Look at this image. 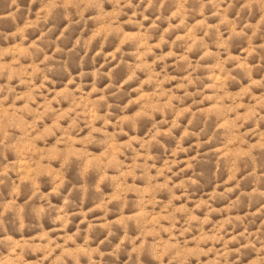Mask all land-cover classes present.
Wrapping results in <instances>:
<instances>
[{
  "label": "rangeland",
  "instance_id": "rangeland-1",
  "mask_svg": "<svg viewBox=\"0 0 264 264\" xmlns=\"http://www.w3.org/2000/svg\"><path fill=\"white\" fill-rule=\"evenodd\" d=\"M0 264H264V0H0Z\"/></svg>",
  "mask_w": 264,
  "mask_h": 264
}]
</instances>
